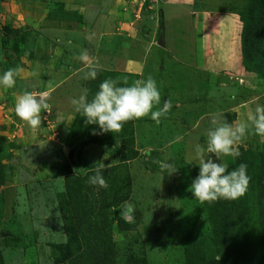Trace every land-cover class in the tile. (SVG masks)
<instances>
[{"label": "rangeland", "instance_id": "obj_1", "mask_svg": "<svg viewBox=\"0 0 264 264\" xmlns=\"http://www.w3.org/2000/svg\"><path fill=\"white\" fill-rule=\"evenodd\" d=\"M251 3L0 0V74L21 69L14 87H0V264H94L82 251L97 226L110 229L100 234L111 237L114 264H261L264 136L250 132L238 158L221 157L229 170L248 166L235 222L226 211L220 225L215 203L189 190L193 145L206 144L211 115L239 122L264 104V70L244 55ZM90 63L95 80L84 79ZM149 76L161 92L153 110L166 109L158 124L149 114L101 133L71 104L85 87L90 100L105 78L123 86ZM25 91L48 92L38 128L15 114ZM159 161L178 171L164 173ZM100 163L107 188L87 183Z\"/></svg>", "mask_w": 264, "mask_h": 264}, {"label": "clouds", "instance_id": "obj_2", "mask_svg": "<svg viewBox=\"0 0 264 264\" xmlns=\"http://www.w3.org/2000/svg\"><path fill=\"white\" fill-rule=\"evenodd\" d=\"M80 58L89 60L86 53H82ZM20 71L17 66L0 74V87H14L15 77ZM97 74V67L90 63L84 73V79L95 80ZM88 96L89 89L85 87L79 97L71 99V104L76 111L83 114L87 124L98 126L101 133L118 132L126 122L149 114L158 124L166 110H153V106L160 102L161 92L157 81L151 76L134 80L130 84L125 79L123 86L118 79L108 77L99 84L98 90L90 100ZM47 97L46 91L38 94L23 92L16 97L15 114L31 127L38 128L42 124V111L49 110ZM210 124L206 144L193 145V158L198 166V174L192 179L189 190L194 199L201 203L238 199L248 189V166L246 163H240L238 167L229 170V163L221 157H231L233 160L238 158L241 153L237 146L250 132L264 136V104L257 103L255 109L247 113L246 119L239 122H228L221 113H214L211 115ZM158 163L164 173L171 175L178 171L173 161ZM105 168L106 165L100 163L95 173L88 177L87 183L107 188Z\"/></svg>", "mask_w": 264, "mask_h": 264}, {"label": "trees", "instance_id": "obj_3", "mask_svg": "<svg viewBox=\"0 0 264 264\" xmlns=\"http://www.w3.org/2000/svg\"><path fill=\"white\" fill-rule=\"evenodd\" d=\"M247 20L248 22L243 34L245 60H248V62L250 63L253 62V60L258 61V65H256L257 66L256 68L262 71V68L264 70V0H252V3L249 7V16ZM105 171L109 172V169H105ZM258 181L260 183V190H261L260 192L261 207L259 211L254 215V219L261 220L262 228L260 232L262 236H261L260 261L261 264H264V161H263V174L259 176ZM113 200L114 202H119L120 200H122V197L116 194ZM236 201L224 200V199L214 201L215 205L213 206L212 215L216 217V215L220 214V217L218 218L219 219L218 223L220 225H221L220 220L222 217L226 215V211H228L232 219H233L232 215L238 214L239 217V215L241 214V210L235 209V204L237 205ZM73 205L76 214L75 217L77 219V222L80 224L82 219H84L83 214L81 215L80 212L81 207L79 203ZM235 220L236 219H233L234 222ZM120 224L122 226L129 225L128 223H126L125 219H122L120 221ZM130 226L133 227V225L131 224ZM94 231L96 233V236L93 235V237L91 236L90 240L88 239L86 240L85 242L86 246H84L83 248L85 250L82 251L83 255L87 256L88 257L87 259H90L91 261L93 260L94 264H114V261L111 259V255H113L114 253L113 242L111 241V237L110 236L104 237L100 234L103 231L109 234L110 229H108V227H105V230H102V226H97L95 227ZM224 246L225 244L223 243V247ZM108 251H111L112 253L108 255L107 254ZM79 257H82L81 253L76 256V258ZM213 262H216V264L226 263L225 259L219 261H213ZM133 264H146V263L143 259H139V260L136 259L134 260Z\"/></svg>", "mask_w": 264, "mask_h": 264}, {"label": "water", "instance_id": "obj_4", "mask_svg": "<svg viewBox=\"0 0 264 264\" xmlns=\"http://www.w3.org/2000/svg\"><path fill=\"white\" fill-rule=\"evenodd\" d=\"M159 43H160L161 45H165L164 38H163V35H162V34L160 35ZM71 156H72V153H71Z\"/></svg>", "mask_w": 264, "mask_h": 264}]
</instances>
